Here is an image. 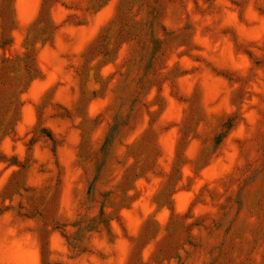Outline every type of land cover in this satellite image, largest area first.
<instances>
[{
    "label": "rangeland",
    "instance_id": "1",
    "mask_svg": "<svg viewBox=\"0 0 264 264\" xmlns=\"http://www.w3.org/2000/svg\"><path fill=\"white\" fill-rule=\"evenodd\" d=\"M15 39L0 264H264V0H41Z\"/></svg>",
    "mask_w": 264,
    "mask_h": 264
},
{
    "label": "crops",
    "instance_id": "2",
    "mask_svg": "<svg viewBox=\"0 0 264 264\" xmlns=\"http://www.w3.org/2000/svg\"><path fill=\"white\" fill-rule=\"evenodd\" d=\"M40 5L41 0H12V21L14 27H12V29L10 30V34L6 38L7 40H4V38L2 40L0 36V56L5 55V57H8L7 48L9 47V44L12 41H16V34H19L20 36H22V34L24 35V32H26L27 28L32 23H34V21L38 17ZM51 20L54 25L58 24V20L55 17V11L53 9L51 11ZM83 37L84 36L82 35L77 40L81 41L85 39ZM74 39V35L70 31H66L64 33L62 32V30L58 31L54 35L53 46L51 47L52 54L59 55L61 53L60 51L63 49L64 41H74ZM3 44H5L4 46H6L5 49H3L2 47Z\"/></svg>",
    "mask_w": 264,
    "mask_h": 264
},
{
    "label": "trees",
    "instance_id": "3",
    "mask_svg": "<svg viewBox=\"0 0 264 264\" xmlns=\"http://www.w3.org/2000/svg\"><path fill=\"white\" fill-rule=\"evenodd\" d=\"M150 63H151V60H150ZM151 65H153V62H152V64H150V65L148 66V68L151 67ZM228 124H229V119L224 123L223 127L228 126ZM220 141H221V135H219V136L216 138V145L219 144Z\"/></svg>",
    "mask_w": 264,
    "mask_h": 264
}]
</instances>
